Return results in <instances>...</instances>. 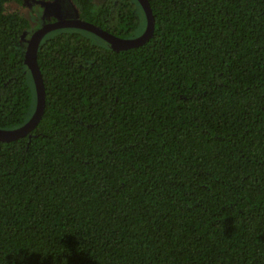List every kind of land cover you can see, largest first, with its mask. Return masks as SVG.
Segmentation results:
<instances>
[{
    "label": "trees",
    "instance_id": "trees-1",
    "mask_svg": "<svg viewBox=\"0 0 264 264\" xmlns=\"http://www.w3.org/2000/svg\"><path fill=\"white\" fill-rule=\"evenodd\" d=\"M0 0V128L33 115L32 23ZM121 37L138 0H70ZM114 50L55 29L44 114L0 141V264H264V0H149ZM139 28L141 31H139Z\"/></svg>",
    "mask_w": 264,
    "mask_h": 264
},
{
    "label": "water",
    "instance_id": "water-1",
    "mask_svg": "<svg viewBox=\"0 0 264 264\" xmlns=\"http://www.w3.org/2000/svg\"><path fill=\"white\" fill-rule=\"evenodd\" d=\"M138 1L140 2V4L142 5L145 11L147 24L144 32L134 38H121L101 28L100 26H97L93 23L80 19L78 13H77V17L74 19H62V20H56V21H50L48 23H44L39 29L33 32L27 44L25 62L32 72V76L36 87V93H37L36 108L32 117L25 124L14 129L0 128V141L10 142L27 135H31V132L38 125L44 114L46 107V91H45L44 78L38 64L37 54L40 43L42 39L45 37V35L55 29L75 27V28L88 30L98 35L99 37L107 41L114 50H125L128 48L140 46L146 43L154 34L155 19L153 16V12L149 0H138ZM36 2L42 5H54L55 2H57V0H55L54 2H44V1H36ZM70 3L73 5L72 2Z\"/></svg>",
    "mask_w": 264,
    "mask_h": 264
},
{
    "label": "rangeland",
    "instance_id": "rangeland-1",
    "mask_svg": "<svg viewBox=\"0 0 264 264\" xmlns=\"http://www.w3.org/2000/svg\"><path fill=\"white\" fill-rule=\"evenodd\" d=\"M7 11L20 12L28 17L32 23L31 32L39 29L44 23H48L50 19L56 21L62 19H74L77 17V12L69 0H57L54 5H42L36 1H28L23 5L8 3ZM139 31H141L140 28ZM30 37L27 39V44Z\"/></svg>",
    "mask_w": 264,
    "mask_h": 264
},
{
    "label": "flooded vegetation",
    "instance_id": "flooded-vegetation-1",
    "mask_svg": "<svg viewBox=\"0 0 264 264\" xmlns=\"http://www.w3.org/2000/svg\"><path fill=\"white\" fill-rule=\"evenodd\" d=\"M47 21H48V20H47ZM50 21H54V19H50L49 22H50ZM46 23H47V22H46Z\"/></svg>",
    "mask_w": 264,
    "mask_h": 264
}]
</instances>
